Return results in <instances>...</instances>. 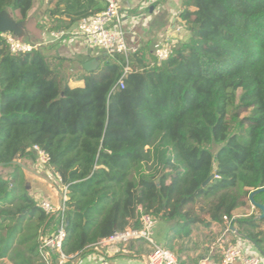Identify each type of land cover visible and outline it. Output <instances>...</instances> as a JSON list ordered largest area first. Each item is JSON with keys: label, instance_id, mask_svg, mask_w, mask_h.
Listing matches in <instances>:
<instances>
[{"label": "trees", "instance_id": "trees-1", "mask_svg": "<svg viewBox=\"0 0 264 264\" xmlns=\"http://www.w3.org/2000/svg\"><path fill=\"white\" fill-rule=\"evenodd\" d=\"M100 2L48 0L47 20L28 29L33 0H0V12L24 21L32 38L36 29H69ZM178 19L189 36L167 58L144 47L107 55L76 87L62 74L64 58L40 46L11 53L0 34V259L45 264L39 237L59 223L60 212L46 214L26 186L22 161L36 163L33 145L66 187L68 259L140 228L142 213L186 236L200 216L186 206L198 199L210 221L226 216L264 256V216H233L264 187V0H183ZM254 200L264 205V191ZM58 260L52 254L51 264Z\"/></svg>", "mask_w": 264, "mask_h": 264}, {"label": "crops", "instance_id": "crops-1", "mask_svg": "<svg viewBox=\"0 0 264 264\" xmlns=\"http://www.w3.org/2000/svg\"><path fill=\"white\" fill-rule=\"evenodd\" d=\"M182 2L183 0H121L120 14L128 45L135 49L144 47L146 56H148L147 52L153 54L154 49L159 46L172 47L176 43L186 41L189 33L178 19ZM102 3H99L100 6ZM47 6L48 0H33L26 29L36 22L42 23L47 20L45 15ZM172 26L180 27L181 31L171 34ZM34 35L32 38L28 37L24 34L23 29V34L20 37L24 41L31 40L39 43L41 50L46 55L62 57L66 63L78 66V69L67 78L71 87L83 86L82 80L77 78L83 70L82 63L103 53L100 49L89 51L83 41L76 37H66L60 41H54L49 32L44 29L40 31L36 29ZM35 165L42 168L43 171L39 173L36 168H25L27 188L36 200L40 198L39 195H42L57 205L63 186L57 176L51 173L49 166L42 167L37 163ZM45 174L52 178L46 177ZM37 178L46 180L47 183L45 188L41 187L42 192L39 193L34 189V186L38 187L36 184H39ZM226 227L227 224L223 220L210 221L209 216L206 215L198 217L195 224L191 226L190 233L183 236L176 232L171 224L157 219L153 238L155 243L171 250L182 264H197L203 258L208 259L211 264H218L223 246L231 238L232 233H237L235 228H232L233 230L230 232H225ZM236 238L238 239L236 243L240 244L246 253L261 254L252 243L240 234L237 233ZM91 249L92 251L88 250L84 255H78L65 261L58 260L55 264H98L102 253L111 264H146L147 255L151 250L150 246L141 239L131 240L125 245L98 244ZM262 262L264 263V261ZM0 264L14 263L5 257L0 259Z\"/></svg>", "mask_w": 264, "mask_h": 264}, {"label": "built area", "instance_id": "built-area-1", "mask_svg": "<svg viewBox=\"0 0 264 264\" xmlns=\"http://www.w3.org/2000/svg\"><path fill=\"white\" fill-rule=\"evenodd\" d=\"M121 0H102V9L90 17L81 18L69 29H62L49 32L50 37L55 41L66 37H76L83 41L85 47L89 51L100 49L107 55L115 53L122 54L125 58L136 49L128 45L126 32L123 28L122 18L120 14ZM11 53L29 52L38 47L40 44L31 41L19 39L12 32L1 33ZM170 53V47L162 45L154 49V56L159 62L167 58ZM130 71L126 66L124 72ZM118 86L123 87L120 79ZM31 150L36 157V163L42 167L49 166V154L38 145H33ZM66 187L63 186L60 201L57 205L53 204L46 197L37 199L38 206L46 213L52 214L60 212V218L57 228L50 234L40 235L38 251L41 259L45 264H51V256L58 253L59 260L68 259L61 252V243L65 236L63 202L66 198ZM222 220L226 222L225 232L232 231L231 221L226 216H222ZM141 227H126L123 231L114 232L107 238L100 240L97 244H115L125 245L131 240H143L150 246V252L147 255L146 264H182L174 253L155 243L153 238V230L155 219L148 213H142L140 216ZM240 245L227 242L221 251V258L218 264H261L264 261L262 254H250L244 251ZM98 264H111L103 253ZM197 264H211L206 258L201 259Z\"/></svg>", "mask_w": 264, "mask_h": 264}, {"label": "rangeland", "instance_id": "rangeland-1", "mask_svg": "<svg viewBox=\"0 0 264 264\" xmlns=\"http://www.w3.org/2000/svg\"><path fill=\"white\" fill-rule=\"evenodd\" d=\"M102 6H103V3H102ZM180 31H181V28L177 27V26H172V28L170 30L171 34L172 33H178ZM60 40L61 39H59L58 41H60ZM76 69H78L77 65H74V64L70 65V64L64 62L63 63V69H62L64 72L62 74L66 78H68L70 75L73 74L74 71H76ZM239 93H240V90H237L236 91V95L238 96ZM235 103H237V101H235ZM234 106L235 105L230 106V108L228 109L227 116H226L228 122L230 123L231 129H234V122L231 121V115L233 114V112H235ZM236 112H237L239 118L243 117L244 115H246V111L245 110H237L236 109ZM22 162H23V164H25L24 166L27 167V168H30V169H35L36 168V170L39 173H41L43 171L42 168H39L37 165H35L36 164L35 162L32 163L29 159H27L25 161H22ZM1 171H4V170H1ZM43 173H45V172H43ZM24 175H26V173ZM28 175H30V174H28ZM45 176L48 177V178H52L48 174H45ZM37 180H38L37 182H39V184H36V185H38V187L34 186V189H36V191L39 193V192H42L41 191L42 190L41 187L45 188L47 186V183H46V180H43V179H40V178H37ZM39 196H40V198L42 197V195H39ZM242 200L245 201V204H242V205H239L238 207H236V209L233 211V216L234 217H238V216L239 217H245V216H248V215L258 216L260 214L259 210L256 207H254L249 201L247 202V199L245 197H243ZM205 206H206L205 201L203 199H198L196 203L189 204V205L186 206V208L191 210L193 213H199V215H200L199 217H203V216L208 215V213H206L205 209H201V207H205ZM261 229H264V225L261 226ZM236 236H237V233H235V234L232 233L231 234V238H229V240L227 242L235 243L236 241H238Z\"/></svg>", "mask_w": 264, "mask_h": 264}, {"label": "water", "instance_id": "water-1", "mask_svg": "<svg viewBox=\"0 0 264 264\" xmlns=\"http://www.w3.org/2000/svg\"><path fill=\"white\" fill-rule=\"evenodd\" d=\"M24 21L22 20H15L13 19L7 12L1 11L0 12V34L4 32H12L13 34L17 36H21L23 34V28H24ZM107 56L106 53H102L99 56L92 57L82 63V68L86 71H91L96 69L99 64L100 60L104 59ZM13 163H18L16 161H12ZM4 165V163H0V166ZM22 165V164H21ZM24 168H26L24 165H22ZM214 177V174H211L206 181H204L203 185L208 183L212 178ZM260 191H264V187L253 190L248 195L249 202L256 208H258L261 213L259 214V217L264 216V205L260 203L259 201L254 200V196L259 193Z\"/></svg>", "mask_w": 264, "mask_h": 264}]
</instances>
